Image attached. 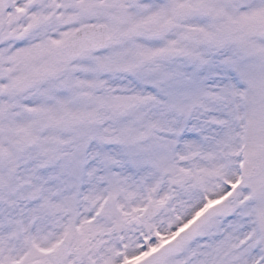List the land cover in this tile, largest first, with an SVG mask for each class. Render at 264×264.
<instances>
[{"label": "snow or ice", "instance_id": "6c2138e0", "mask_svg": "<svg viewBox=\"0 0 264 264\" xmlns=\"http://www.w3.org/2000/svg\"><path fill=\"white\" fill-rule=\"evenodd\" d=\"M0 264H264V0H0Z\"/></svg>", "mask_w": 264, "mask_h": 264}]
</instances>
